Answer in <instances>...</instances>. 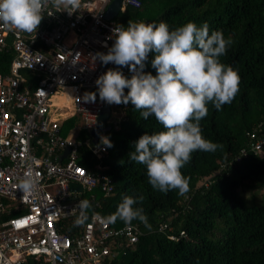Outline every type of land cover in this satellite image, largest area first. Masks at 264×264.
Wrapping results in <instances>:
<instances>
[{
    "label": "built area",
    "instance_id": "1",
    "mask_svg": "<svg viewBox=\"0 0 264 264\" xmlns=\"http://www.w3.org/2000/svg\"><path fill=\"white\" fill-rule=\"evenodd\" d=\"M111 2L80 0L71 15L49 4L32 33L0 25V52L12 54L7 72H0V264H112L122 247L138 239L137 224H102L96 209L84 225L73 224L79 200L91 202L97 192L107 196L113 190V179L100 163L107 152L100 143L105 131L93 143L91 130L105 104L109 115L103 125L118 128L123 103L116 104L119 113L108 123L110 104L98 93L95 101L83 99L97 89L100 74L121 67L91 58L107 52L114 19L125 7L140 5L121 0L118 14L106 19ZM121 70L131 75L127 66ZM70 117L75 122L63 133L62 123ZM253 145L260 151V142ZM85 151L99 160L93 167L84 164ZM28 171L39 179L31 194L17 187ZM71 182L82 189H70Z\"/></svg>",
    "mask_w": 264,
    "mask_h": 264
},
{
    "label": "trees",
    "instance_id": "2",
    "mask_svg": "<svg viewBox=\"0 0 264 264\" xmlns=\"http://www.w3.org/2000/svg\"><path fill=\"white\" fill-rule=\"evenodd\" d=\"M139 1L138 7H125L114 19L116 25L164 21L173 29L193 21L230 37L232 44L220 59L238 70L239 91L220 110L209 105L201 119L204 137L221 147L192 153L182 168L189 178V191L183 196L175 189H152L144 166L129 160L133 142L162 125L154 116L140 117L131 102L123 104L118 128L111 124L105 131L112 147L100 159L113 179V190L107 196L97 192L88 211L96 209L105 216L125 195L142 194L140 203L152 227L133 220L140 229L138 239L122 247L112 264H264V191L256 193L264 190V0ZM153 56L148 54L144 71L155 75ZM11 57L10 52H0L1 73L7 72ZM74 122L72 117L65 119L62 132ZM257 142L260 151L253 148ZM83 156L87 167L99 162L86 151ZM124 224L118 219L110 225Z\"/></svg>",
    "mask_w": 264,
    "mask_h": 264
},
{
    "label": "clouds",
    "instance_id": "3",
    "mask_svg": "<svg viewBox=\"0 0 264 264\" xmlns=\"http://www.w3.org/2000/svg\"><path fill=\"white\" fill-rule=\"evenodd\" d=\"M49 4L70 15L80 8V0H0V25L36 32ZM110 38L113 43L107 52H96L91 59L121 67L100 74L95 80L97 89L85 92L83 99L95 101L98 93L100 100L108 104L131 102L145 120L154 116L161 129L140 135L128 158L144 166L152 189L162 193L175 189L183 196L189 191V178L182 168L192 153L214 152L221 147L204 137L201 119L208 114L209 105L220 110L239 91L238 70L220 59L232 40L221 30L209 31L206 23L188 21L170 29L167 22L143 20L116 25ZM150 52L154 53L150 63L155 75L144 71ZM123 66L131 75L121 70ZM100 143L112 147L106 135L100 136ZM38 185V176L28 171L17 187L22 193L31 194ZM143 199L142 194L125 195L115 211L95 219L102 224L118 219L125 224L138 220L150 230L152 225L140 203ZM77 207L79 214L73 224L82 226L89 220L91 203L87 198L81 199Z\"/></svg>",
    "mask_w": 264,
    "mask_h": 264
},
{
    "label": "water",
    "instance_id": "4",
    "mask_svg": "<svg viewBox=\"0 0 264 264\" xmlns=\"http://www.w3.org/2000/svg\"><path fill=\"white\" fill-rule=\"evenodd\" d=\"M120 1L121 0H112V2L108 5V7L105 10L104 16L106 19H112L113 17H115L118 12H119V7H120ZM109 115V106L107 104L104 105L103 111L100 114L99 118H98V126H96L95 128H93L91 130V135H92V141L93 143L97 142V134L100 131H107L110 129L109 125H103L107 119ZM68 148L64 151V154H66V152H68ZM63 154V155H64ZM70 189H78L81 190V186L79 184L73 183L71 182L69 184Z\"/></svg>",
    "mask_w": 264,
    "mask_h": 264
},
{
    "label": "rangeland",
    "instance_id": "5",
    "mask_svg": "<svg viewBox=\"0 0 264 264\" xmlns=\"http://www.w3.org/2000/svg\"><path fill=\"white\" fill-rule=\"evenodd\" d=\"M110 106H111V116L108 119V123H110L112 121V118L119 113V107L115 103L110 104ZM63 111H66V110L64 109ZM74 119H76V118H74ZM262 191H264V190H258L256 193L258 194Z\"/></svg>",
    "mask_w": 264,
    "mask_h": 264
}]
</instances>
